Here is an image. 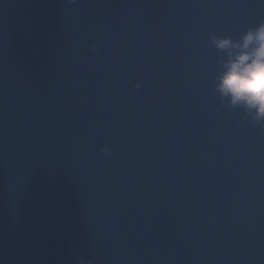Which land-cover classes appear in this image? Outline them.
Masks as SVG:
<instances>
[{
	"label": "water",
	"instance_id": "95a60500",
	"mask_svg": "<svg viewBox=\"0 0 264 264\" xmlns=\"http://www.w3.org/2000/svg\"><path fill=\"white\" fill-rule=\"evenodd\" d=\"M262 21L264 0H0V264H264V124L216 91L211 42Z\"/></svg>",
	"mask_w": 264,
	"mask_h": 264
},
{
	"label": "clouds",
	"instance_id": "9594fccd",
	"mask_svg": "<svg viewBox=\"0 0 264 264\" xmlns=\"http://www.w3.org/2000/svg\"><path fill=\"white\" fill-rule=\"evenodd\" d=\"M211 42L216 49L227 53L223 71L217 77L216 91L230 106L244 109L257 125L264 124V21L248 28L238 40L213 34ZM92 48L96 50L95 43ZM135 87L138 90L140 85ZM76 264H91V261L79 256Z\"/></svg>",
	"mask_w": 264,
	"mask_h": 264
}]
</instances>
